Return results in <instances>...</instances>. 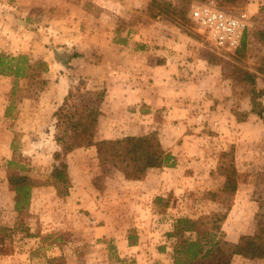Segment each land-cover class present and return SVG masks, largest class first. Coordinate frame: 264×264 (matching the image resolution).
<instances>
[{
	"label": "rangeland",
	"instance_id": "obj_1",
	"mask_svg": "<svg viewBox=\"0 0 264 264\" xmlns=\"http://www.w3.org/2000/svg\"><path fill=\"white\" fill-rule=\"evenodd\" d=\"M149 1L127 8L131 0L126 6L120 0L123 8H109L107 0H0V53L49 64L48 84L38 97L28 95L26 81L19 80L12 98L14 78L0 76V224L23 225L30 235L18 232L13 251H0V264H49L51 257L64 261L52 264H173L174 243L166 233L181 216L208 217L212 223L226 214L221 226L228 247L254 232L264 198V121L256 116L236 121L233 109L249 110L250 100L235 99L231 75L239 66L255 71L264 45L251 42L238 62L198 28L190 27L188 35L164 16L152 18ZM192 1L215 3L264 27V0L232 6ZM123 51L133 57L125 52L121 58ZM167 59L172 69L163 67ZM139 63L158 64L161 71L145 75ZM257 84L264 89L263 75ZM151 87L158 96L143 98ZM87 90L106 91L97 139L157 131L176 166L128 180L101 167L95 147L79 148L66 156L70 197H58L49 180L58 149L53 115L69 92ZM232 146L236 174L218 170L220 153ZM13 158L42 183L23 216L14 210L7 181ZM227 180L238 183L236 192L219 191ZM232 264L264 261L235 257Z\"/></svg>",
	"mask_w": 264,
	"mask_h": 264
},
{
	"label": "trees",
	"instance_id": "obj_2",
	"mask_svg": "<svg viewBox=\"0 0 264 264\" xmlns=\"http://www.w3.org/2000/svg\"><path fill=\"white\" fill-rule=\"evenodd\" d=\"M246 0H220V5H235ZM192 0H150L148 11L152 18L166 17L182 32L190 35V27H197L192 18ZM251 42L264 45V27L249 25L238 49L233 53L235 60H243ZM217 49V48H216ZM220 51V50H219ZM226 53L224 51H220ZM232 54V53H226ZM49 64L46 61L33 62L27 55L0 53V76L13 77L11 96L16 98L18 81L25 80V91L28 95L38 97L48 80ZM259 75L264 76V50L255 71L246 67H236L231 75V93L237 101L249 98L250 109H233L236 121L246 122L250 116L264 121V89L258 88ZM106 91L69 92L61 106L55 111L54 139L58 146L53 158L54 164L50 173V185L56 189L57 196L65 198L70 195L72 179L66 156L79 148H96V158L101 167L110 166L122 173L128 180L142 179L151 169L173 168L176 166L175 156L164 148L157 131L142 135H129L115 139H97L100 121V104L105 99ZM15 99H13L14 102ZM8 109L12 110L14 103ZM7 181L15 193L14 210L19 216L25 215L31 205L33 189L42 183L27 174L24 165L13 158L8 162ZM218 170L228 174H236L235 148L232 146L220 153ZM238 183L227 180L219 191L234 193ZM158 202H164L161 197ZM256 213L257 225L252 234L240 236L238 242L230 247L224 240L221 222L226 214L210 218L194 219L181 216L175 220L166 237L174 243L172 251L173 264H232L235 257L245 260L264 261V198L259 200ZM28 227H10L0 224V251L9 254L13 251V237L23 232L28 237ZM165 251V246L161 248ZM64 262L61 257L49 258V264ZM121 264H130L120 261Z\"/></svg>",
	"mask_w": 264,
	"mask_h": 264
},
{
	"label": "built area",
	"instance_id": "obj_3",
	"mask_svg": "<svg viewBox=\"0 0 264 264\" xmlns=\"http://www.w3.org/2000/svg\"><path fill=\"white\" fill-rule=\"evenodd\" d=\"M191 13L198 30L218 50L226 53L238 49L249 26L247 15L234 14L215 3H197Z\"/></svg>",
	"mask_w": 264,
	"mask_h": 264
},
{
	"label": "crops",
	"instance_id": "obj_4",
	"mask_svg": "<svg viewBox=\"0 0 264 264\" xmlns=\"http://www.w3.org/2000/svg\"><path fill=\"white\" fill-rule=\"evenodd\" d=\"M127 1L128 0H125V2H123L124 4H125V6L127 5ZM137 0H131V4H129V5H127V8L129 7V6H131V7H134V6H136V4H138V2H136ZM148 4V3H147ZM105 7H109V8H118V7H121V8H123L122 7V5L120 4V0L118 1V2H114V0H107V2H105V5H104ZM124 6V7H125ZM107 36L108 35H106V38H107ZM110 39H111V34H110ZM113 39V38H112ZM124 42L126 43V39H124ZM115 50H118L119 51V49H115ZM122 51V50H121ZM125 52H127L126 54H128V52H129V55L130 56H132L133 57V53L131 52V51H123L122 52V55H121V58L124 56L123 54L125 53ZM169 52H167V55H169L168 54ZM141 54H143V51H141ZM139 55H140V53H138L137 51H135V58H138L139 57ZM171 55V54H170ZM169 55V56H170ZM169 56H167V58L169 57ZM131 61V60H130ZM129 63H131V62H129ZM165 63L167 64H163V67L164 68H167V67H169L170 65H169V62H168V59L165 61ZM127 65H129L128 63H126ZM131 64H136V63H131ZM130 64V66H132ZM139 65V69H140V71H141V73H145V75H148V72H149V74H152L153 75V73H158V72H160L161 71V69H160V65H158V64H151V65H143L142 63H139L138 64ZM169 65V66H168ZM170 69H172V67L170 66ZM162 71H163V69H162ZM158 75V74H157ZM157 75L155 76V77H151V78H155V81L157 80L156 78H157ZM150 77V76H149ZM173 80H174V78H173ZM150 81V80H149ZM153 81H154V79H152L151 80V86H154V83H153ZM200 82H201V84H203L204 83V81L203 80H200ZM152 83H153V85H152ZM157 83V82H156ZM155 86H157V85H155ZM110 92V91H109ZM143 98H150V97H157L158 96V93L157 92H154V90H153V88L151 87V89L150 90H146V91H143ZM109 97V96H108ZM107 100H108V98H107ZM145 100H147V99H145ZM151 170H153V169H151ZM150 171V170H149ZM148 171V172H149ZM71 194H73V191L71 192ZM70 197V196H69Z\"/></svg>",
	"mask_w": 264,
	"mask_h": 264
}]
</instances>
